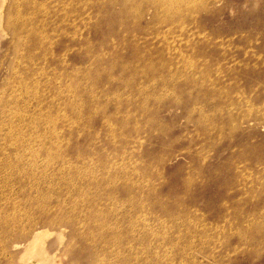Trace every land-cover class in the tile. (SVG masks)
I'll use <instances>...</instances> for the list:
<instances>
[{"label": "rangeland", "instance_id": "obj_1", "mask_svg": "<svg viewBox=\"0 0 264 264\" xmlns=\"http://www.w3.org/2000/svg\"><path fill=\"white\" fill-rule=\"evenodd\" d=\"M263 185L264 0H0V264H264Z\"/></svg>", "mask_w": 264, "mask_h": 264}, {"label": "bare ground", "instance_id": "obj_2", "mask_svg": "<svg viewBox=\"0 0 264 264\" xmlns=\"http://www.w3.org/2000/svg\"><path fill=\"white\" fill-rule=\"evenodd\" d=\"M114 1V0H113ZM125 1H127V0H125ZM131 3V2H130ZM121 4V3H120ZM120 4H118V5H120ZM122 5L123 6H121V7H124V4L122 3ZM122 9V8H121ZM129 9V8H128ZM125 12V11H124ZM128 13V12H127ZM129 14V13H128ZM121 15V14H120ZM134 16V15H133ZM156 16V15H155ZM158 16V15H157ZM159 23V22H158ZM160 24V23H159ZM135 25V24H134ZM155 25V24H154ZM158 32V31H157ZM138 49V48H137ZM140 56V55H139ZM156 60V59H155ZM154 60V61H155ZM150 61V60H149ZM152 61V60H151ZM153 61V62H154ZM134 62V61H133ZM139 62V61H138ZM141 62V61H140ZM146 63V62H145ZM148 63V62H147ZM132 64V63H131ZM138 64V63H137ZM140 64V63H139ZM146 65V64H145ZM158 65H160V64H158ZM147 66V65H146ZM133 67V66H132ZM135 67V66H134ZM139 67V66H138ZM158 67H160V66H158ZM123 68V67H122ZM130 68V67H129ZM143 68V67H142ZM148 68H149V66H148ZM130 70H131V68H130ZM153 70V69H152ZM146 71V70H145ZM241 73H243V72H241ZM241 75V74H240ZM243 75H244V73H243ZM242 76V75H241ZM240 76V77H241ZM227 78V77H226ZM223 79V78H222ZM224 80V79H223ZM216 84H217V82H215ZM237 83V82H236ZM208 84V83H207ZM211 84V83H210ZM209 84V85H210ZM238 84V83H237ZM236 84V85H237ZM240 84V83H239ZM212 85V84H211ZM217 86H219V85H217ZM228 86V85H227ZM220 87V86H219ZM223 87H225V86H223ZM205 88V87H204ZM208 88V87H207ZM221 88V87H220ZM219 88V89H220ZM226 88V87H225ZM241 88V87H240ZM203 89V88H202ZM213 89V88H212ZM238 89V88H237ZM231 90V89H230ZM215 91H216V89H215ZM221 91V90H220ZM202 92V91H201ZM215 93V92H214ZM252 93V92H251ZM203 94V93H202ZM212 93H210V95H211ZM231 95V94H230ZM236 94H234L233 96H235ZM258 95H260V94H258ZM233 96H232V98H233ZM242 96H243V94H242ZM252 96V95H251ZM226 97V96H225ZM239 97V96H238ZM238 97H237V99H238ZM240 98V97H239ZM260 98V97H259ZM240 99H242V98H240ZM254 99V98H253ZM256 99V98H255ZM254 99V100H255ZM208 100V99H207ZM232 100V99H231ZM235 100V99H234ZM252 100V99H251ZM221 101V100H220ZM241 101V100H240ZM253 101V100H252ZM260 101V100H259ZM222 104H224V103H222ZM245 104V103H244ZM241 105V104H240ZM218 106V105H217ZM216 106V107H217ZM227 106H229V105H227ZM244 106V105H243ZM227 109V108H226ZM232 109V108H231ZM228 110H229V108H228ZM220 114V113H219ZM220 116V115H219ZM224 116V115H223ZM224 119V118H223ZM214 120H216V119H214ZM222 121V120H221ZM229 122V121H228ZM224 123V122H223ZM229 124V123H228ZM217 125H218V122H217ZM221 125V124H220ZM202 159H203V157H202ZM203 161V160H202ZM205 161H207V160H205ZM205 164V163H204ZM239 180V179H238ZM188 181V180H187ZM190 181V180H189ZM188 183V182H187ZM192 183V182H191ZM191 183H189V184H187V185H189V188L190 187H192L191 186ZM245 184V183H244ZM244 186V185H243ZM261 186H262V184H261ZM264 186V185H263ZM188 187V186H187ZM245 187V186H244ZM248 187V186H247ZM185 189V188H184ZM253 189V188H252ZM190 190H191V188H190ZM190 190H187V191H190ZM240 190V189H239ZM191 192V191H190ZM254 192V191H253ZM189 192H187V194H188ZM194 193H196V192H194ZM234 193V192H233ZM185 194H186V192H185ZM204 196V195H203ZM234 196V195H233ZM189 197H191V195L189 196ZM258 197H260V194H259V196ZM201 198V197H200ZM193 199V198H192ZM191 199V200H192ZM233 203V202H232ZM226 204V203H225ZM224 204V205H225ZM233 205H234V203H233ZM206 217V216H205ZM31 235L28 237V241L26 242V245L24 246V251H25V253H24V255H23V257H22V262H24L25 264H48V259H47V257H48V254L46 253V249H45V247H44V244H42L41 243V241H42V239L45 237V236H47L48 235V233H43L42 231H37V230H34L32 233H30ZM59 236L61 237V234H59Z\"/></svg>", "mask_w": 264, "mask_h": 264}]
</instances>
